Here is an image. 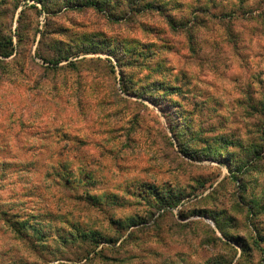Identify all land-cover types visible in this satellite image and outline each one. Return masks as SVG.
Listing matches in <instances>:
<instances>
[{
  "label": "rangeland",
  "instance_id": "374dc122",
  "mask_svg": "<svg viewBox=\"0 0 264 264\" xmlns=\"http://www.w3.org/2000/svg\"><path fill=\"white\" fill-rule=\"evenodd\" d=\"M0 264H264V0H0Z\"/></svg>",
  "mask_w": 264,
  "mask_h": 264
},
{
  "label": "trees",
  "instance_id": "16d2710c",
  "mask_svg": "<svg viewBox=\"0 0 264 264\" xmlns=\"http://www.w3.org/2000/svg\"><path fill=\"white\" fill-rule=\"evenodd\" d=\"M38 1H40V0H38ZM88 3H89L90 5L94 4V3L91 2V1H88ZM4 55L8 57V56H11L12 53H8V52H7V53H5Z\"/></svg>",
  "mask_w": 264,
  "mask_h": 264
}]
</instances>
